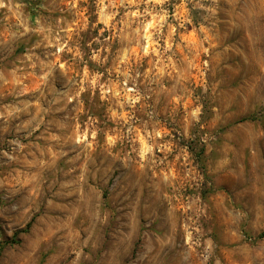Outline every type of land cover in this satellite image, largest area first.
I'll list each match as a JSON object with an SVG mask.
<instances>
[{"label": "rangeland", "instance_id": "rangeland-1", "mask_svg": "<svg viewBox=\"0 0 264 264\" xmlns=\"http://www.w3.org/2000/svg\"><path fill=\"white\" fill-rule=\"evenodd\" d=\"M0 0V264H264V0Z\"/></svg>", "mask_w": 264, "mask_h": 264}, {"label": "trees", "instance_id": "trees-1", "mask_svg": "<svg viewBox=\"0 0 264 264\" xmlns=\"http://www.w3.org/2000/svg\"><path fill=\"white\" fill-rule=\"evenodd\" d=\"M22 2L26 3L27 5H30V0H21ZM261 236H264V232H262Z\"/></svg>", "mask_w": 264, "mask_h": 264}]
</instances>
